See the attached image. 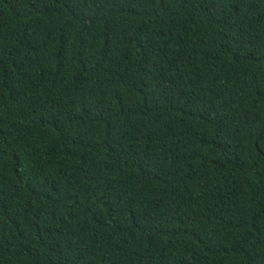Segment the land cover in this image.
<instances>
[{
    "label": "trees",
    "instance_id": "1",
    "mask_svg": "<svg viewBox=\"0 0 264 264\" xmlns=\"http://www.w3.org/2000/svg\"><path fill=\"white\" fill-rule=\"evenodd\" d=\"M0 264H264V0H0Z\"/></svg>",
    "mask_w": 264,
    "mask_h": 264
}]
</instances>
